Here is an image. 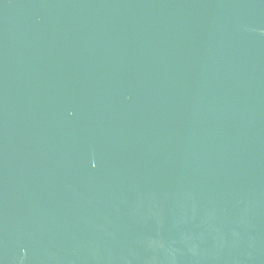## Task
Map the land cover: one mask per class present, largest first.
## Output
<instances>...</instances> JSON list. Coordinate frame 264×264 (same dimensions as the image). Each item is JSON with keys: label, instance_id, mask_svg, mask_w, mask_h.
<instances>
[{"label": "water", "instance_id": "1", "mask_svg": "<svg viewBox=\"0 0 264 264\" xmlns=\"http://www.w3.org/2000/svg\"><path fill=\"white\" fill-rule=\"evenodd\" d=\"M0 264H264V0H0Z\"/></svg>", "mask_w": 264, "mask_h": 264}]
</instances>
